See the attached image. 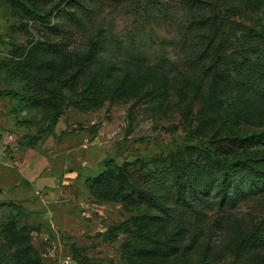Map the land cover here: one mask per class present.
Segmentation results:
<instances>
[{"label":"rangeland","instance_id":"obj_1","mask_svg":"<svg viewBox=\"0 0 264 264\" xmlns=\"http://www.w3.org/2000/svg\"><path fill=\"white\" fill-rule=\"evenodd\" d=\"M18 1L0 0V226L25 236L14 250L41 264H264V249L238 252L264 224V176L192 204L164 189L129 207L86 185L109 163L124 197L120 167L128 181L218 157L264 170V140L227 147L264 131V98L234 71L264 37V0ZM140 236L157 251L130 254Z\"/></svg>","mask_w":264,"mask_h":264},{"label":"trees","instance_id":"obj_2","mask_svg":"<svg viewBox=\"0 0 264 264\" xmlns=\"http://www.w3.org/2000/svg\"><path fill=\"white\" fill-rule=\"evenodd\" d=\"M39 3V0H30ZM15 7H20L22 4L18 0H11ZM260 8H264V3H261ZM259 45V46H257ZM248 46L252 48L253 59L241 60L235 66L234 71L239 79L240 87L245 92L251 94L252 97L264 98V37L262 35H254L248 40ZM101 81L103 78L101 77ZM53 113L51 118L52 129L62 116L63 97L58 91L53 92ZM264 140V131L260 133L250 134L244 138L232 139L227 147L241 148L247 144ZM216 163V164H215ZM211 167L204 169L201 165L189 163L184 166V171L176 163L170 164L169 167L155 169L151 171L143 179L128 181L125 167L119 168V180L131 191L127 197L123 196L120 181L113 173L109 171L111 164L106 165V170L95 178H89L86 185L94 194L102 199L122 200L127 206L141 204L148 200L149 192L153 193L164 189H171L179 192L178 199L186 197V192H189L190 198L188 201L198 202L201 198H207L215 185H220V189L224 194H229L234 187H239L244 180L254 178H263L264 170L256 168L246 160L238 159L236 161H228L227 158L218 157ZM152 201V200H151ZM192 204V203H191ZM201 206H205L203 201H200ZM205 213L201 208H193V218L201 222L205 218ZM123 225L110 229L111 234L120 232ZM25 241L16 225L8 222L0 226V264H41L39 260H34L30 257L32 248L25 246L22 249L14 250V247L20 246ZM158 249V243L148 237H136L133 241V246L129 248L130 254L136 252L154 251ZM264 249V224L255 227L250 234L244 237L239 245L238 252L244 255H249L255 251ZM164 252V249H162Z\"/></svg>","mask_w":264,"mask_h":264}]
</instances>
